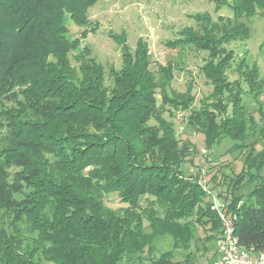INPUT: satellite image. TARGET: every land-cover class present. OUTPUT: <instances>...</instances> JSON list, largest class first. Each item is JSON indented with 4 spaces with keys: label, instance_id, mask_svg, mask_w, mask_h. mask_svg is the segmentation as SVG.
Instances as JSON below:
<instances>
[{
    "label": "trees",
    "instance_id": "trees-1",
    "mask_svg": "<svg viewBox=\"0 0 264 264\" xmlns=\"http://www.w3.org/2000/svg\"><path fill=\"white\" fill-rule=\"evenodd\" d=\"M98 1L0 0V264L214 259L221 224L199 171L185 173L192 149L162 118L171 108L189 112L207 149L224 139L229 151L252 145L216 196L234 217L239 246L264 256V140L257 151L248 144L255 123L244 102L247 94L258 99L262 81L256 66L225 48L249 38L246 21L264 16V0H212L216 10L228 4L232 17L195 16L205 22L199 33L186 28L168 44L207 53L200 71L213 91L198 108L192 82L183 93L170 90V63L152 70L142 39L134 49L118 40L121 68H110L105 85L103 67L80 45L88 32L70 38L65 25L87 26ZM214 172L204 181L212 190L222 187ZM244 181L253 184L246 196L237 193ZM108 195L123 207H108ZM165 238L171 247L159 251Z\"/></svg>",
    "mask_w": 264,
    "mask_h": 264
},
{
    "label": "rangeland",
    "instance_id": "rangeland-1",
    "mask_svg": "<svg viewBox=\"0 0 264 264\" xmlns=\"http://www.w3.org/2000/svg\"><path fill=\"white\" fill-rule=\"evenodd\" d=\"M87 16L89 24L85 27L77 26L70 19L66 20L65 25L70 38L77 37L84 30L88 32L86 37L81 40L80 45H87L90 51L89 57L103 67L105 85L112 84L108 74L110 68L117 71L121 68V48L118 40L122 41L124 37L126 44L134 49L138 40L142 39L148 45L152 70H155L157 64L170 63L174 68L170 90L183 93L186 91L188 83L192 82L195 95L192 107L198 108L202 103L208 102L213 87L200 71V67L207 58V53L196 51L191 46L185 47L184 45L177 48L173 46V48L168 44L182 39L181 32L186 28L191 27L199 33L205 22L195 16H205L213 23L217 22L219 17L231 18L232 11L228 4L222 5L216 10V5L212 0H99L87 10ZM224 25L227 24L224 23ZM246 25L250 30L249 38L243 42L230 41L225 45V48L233 50L237 60L245 58L249 66H256L259 70V78L262 81L260 96L258 99H254L248 94L244 95L248 113L253 116V122L256 124L253 125L254 135L248 144L255 142L254 150L257 151L261 148L264 140V121L261 125L257 124L261 117L264 119V16L255 15L246 21ZM70 61L72 66L77 65L73 58ZM229 78L234 80L237 78V74L229 71ZM243 87L245 90L246 87ZM171 109V111L162 112V118L172 126L176 135L189 144L192 149L190 156L192 163L185 164V173L197 176V171H199L202 189L207 195H210L211 200H209L212 204L213 198H217V192L224 191L225 184L241 171L244 159L251 151L252 145L245 149L229 151L233 143L224 139L220 144L207 149L203 136L193 131L187 123L189 112L180 108ZM258 109H261L262 112L258 113ZM150 124L158 126L156 121H152ZM220 165L224 166L220 167ZM216 170H219L216 184L220 181L222 187L212 190L211 187L214 184H206L204 181L207 182L211 173H215ZM245 181L237 191L238 194L244 196L253 188L252 183ZM104 201L112 209L117 210L123 207L116 195H108ZM170 247L169 238L157 242L159 251L168 250ZM214 259L209 262L203 259L196 260L200 264H211Z\"/></svg>",
    "mask_w": 264,
    "mask_h": 264
},
{
    "label": "built area",
    "instance_id": "built-area-1",
    "mask_svg": "<svg viewBox=\"0 0 264 264\" xmlns=\"http://www.w3.org/2000/svg\"><path fill=\"white\" fill-rule=\"evenodd\" d=\"M211 209L221 224V233L216 241V258L211 264H264L262 254H254L239 246L234 235V217L227 203L213 198Z\"/></svg>",
    "mask_w": 264,
    "mask_h": 264
}]
</instances>
